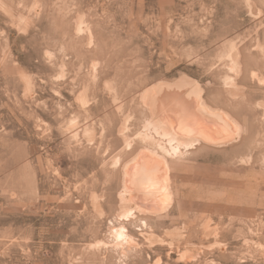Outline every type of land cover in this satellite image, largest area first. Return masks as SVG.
<instances>
[{"label":"rangeland","instance_id":"374dc122","mask_svg":"<svg viewBox=\"0 0 264 264\" xmlns=\"http://www.w3.org/2000/svg\"><path fill=\"white\" fill-rule=\"evenodd\" d=\"M0 264H264V0H0Z\"/></svg>","mask_w":264,"mask_h":264},{"label":"bare ground","instance_id":"6f19581e","mask_svg":"<svg viewBox=\"0 0 264 264\" xmlns=\"http://www.w3.org/2000/svg\"><path fill=\"white\" fill-rule=\"evenodd\" d=\"M191 119H192V118H191ZM198 122H199V121L195 118V119H194L193 121H191V123H189V124H192V123H193V124H195L196 127H197V126H199V125H197ZM184 123H185V122H184ZM182 124H183V123H182ZM189 124L186 122L184 125L186 126V128H188V127H189ZM193 124H192V125H193ZM195 125H194V127H195ZM182 126H183V125H182ZM198 128H199V127H198ZM190 129H191V127H190ZM199 129H200V128H199ZM195 130H197V129H194V132H195ZM144 157H145V156H144ZM144 157H143V158H144ZM150 157H151V156H150ZM141 158H142V157H141ZM152 158H154L153 155H152ZM149 159H151V158H149ZM155 159H156V158H154L153 161H154ZM159 162H160V161H159ZM152 164H153V162H152ZM143 165H144V163H143ZM149 165H150V164H149ZM154 166H155V165H154ZM148 167H149V166H148ZM150 167H151V166H150ZM147 169H148V171H149V169H152V168H147ZM153 169H154V167H153ZM153 169H152L151 171H155V169L157 170L158 168L156 167L154 170H153ZM130 171H131V170H130ZM133 171H134V169H133ZM131 172H132V171H131ZM153 182H155V181H153ZM155 183L158 184V181H156Z\"/></svg>","mask_w":264,"mask_h":264}]
</instances>
